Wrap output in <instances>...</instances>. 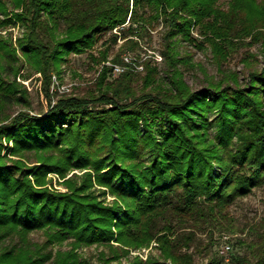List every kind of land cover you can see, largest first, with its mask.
Returning a JSON list of instances; mask_svg holds the SVG:
<instances>
[{
  "label": "trees",
  "instance_id": "obj_1",
  "mask_svg": "<svg viewBox=\"0 0 264 264\" xmlns=\"http://www.w3.org/2000/svg\"><path fill=\"white\" fill-rule=\"evenodd\" d=\"M225 3L227 9L221 0H0V28L25 27L22 55L47 85L69 54L91 51L106 37L94 61H106L123 41L114 67L127 59L124 52L137 55V63L142 44L155 52L150 43L160 24L166 65L159 76L145 51L143 77L124 70L109 80L112 68L104 66L101 95L63 97L46 113L22 112L0 125V264H89L78 251L93 244L112 250L102 260L110 264L152 242L175 264L187 258L178 251L200 247L215 249L210 264H264V217L240 225L232 211L264 187V0ZM182 43L206 44L218 66L238 48L260 43L262 65L244 83L223 73L193 89L180 68L188 64ZM5 44L0 37V52ZM12 56L0 54L1 69ZM11 86L0 73L1 103L13 100ZM4 149L42 159L28 167L2 156ZM69 169H90L94 177L86 174L67 193L41 188L47 174ZM93 179L116 201L105 203ZM40 230L46 243L31 246L28 235ZM216 232L232 236H223L227 255ZM13 235L18 245H4ZM65 242L67 251L48 250Z\"/></svg>",
  "mask_w": 264,
  "mask_h": 264
},
{
  "label": "rangeland",
  "instance_id": "obj_2",
  "mask_svg": "<svg viewBox=\"0 0 264 264\" xmlns=\"http://www.w3.org/2000/svg\"><path fill=\"white\" fill-rule=\"evenodd\" d=\"M226 0H221L223 9H227ZM163 25L160 24L152 32V41L150 46L155 49V52L143 45V51L140 53V59L135 62L137 55L132 52H124L123 56L127 55V59L120 67L122 71L115 73L114 64L111 62L112 57L118 52L119 47L123 41H119L110 50V56L104 62L98 64L91 55L98 57L97 51L100 49L101 43L107 39V37L99 42L93 50L75 54L71 53L67 56L65 63L61 64L59 71L53 73L49 84L45 83L43 76L27 62L25 56L22 55L21 48L19 46L20 40L26 34L25 27L21 24H13L7 28H0V37L5 41V49L0 54L12 53V57L8 58V62L4 60L5 70L0 68V73L6 82L11 83V97L13 100L10 104H3L0 102V125L9 123L16 115L25 112L31 115H38L46 113L51 107L57 103L63 97H81L90 98L101 95L102 91L106 88L99 78L104 66L112 68L109 76V80L114 79L116 76L122 74L125 71H134L140 74L142 77L145 75V70L141 65V62L146 58L151 59L158 66L161 77L165 76L166 65L159 54L160 45L163 35ZM250 39H247L244 43H249ZM181 56L188 64L180 65L181 70L184 73V78L187 83L193 89H199L207 85L209 79L220 80L223 73H235L241 83L245 82L247 72L250 69L261 67L262 54L260 43H254L250 46L246 45L238 48V50L231 54V56L221 66H218L213 58V54L209 46L205 44L204 47L198 48L197 46L189 43H182L179 47ZM146 51V53H145ZM3 52V53H2ZM129 65V66H127ZM162 80V79H161ZM138 89L142 86V81L139 80L136 84ZM51 102L49 106L48 103ZM108 107V106H106ZM4 145L6 144L3 140ZM8 146L12 147V142H9ZM8 156L11 161L22 160V162L32 167L36 165L41 159L40 154L30 153L23 157L12 156L7 150H3L2 156ZM86 174H91L94 177V173L90 169H69L63 174L50 172L44 178L41 188H46L55 193H67L70 191L69 186H79L82 183ZM29 179L34 183L32 175ZM94 188L97 192L105 191L104 196L101 199L105 203L110 204L116 201L110 191L106 187L98 186L93 179ZM237 218V222L243 225L247 222L256 223L264 217V187L254 190L250 195L244 197L232 209ZM224 235L232 237L228 233L216 232L214 234V241L218 242V247L224 244ZM201 239H206L205 234L198 233ZM19 236L13 235L4 241V245L12 246L18 245ZM28 240L31 246H43L47 241V232L44 230L35 231L28 235ZM207 241V240H205ZM112 244L117 245L112 242ZM20 245V244H19ZM71 247L69 242L63 244H53L48 247L53 253L57 250L67 251ZM212 249V250H211ZM200 247L198 250L193 248L189 250H181L177 253H187V258L182 257L183 261L177 264H210V259L215 251ZM80 258L87 260L89 264H102L105 258L112 255V250L107 246L93 244L91 246H83L79 249ZM185 259V260H184ZM225 262H228L226 260ZM110 264H175L170 259L164 258L161 251L156 246V243L152 242L148 247L139 249H129L126 255L122 256L118 262L112 261Z\"/></svg>",
  "mask_w": 264,
  "mask_h": 264
},
{
  "label": "built area",
  "instance_id": "obj_3",
  "mask_svg": "<svg viewBox=\"0 0 264 264\" xmlns=\"http://www.w3.org/2000/svg\"><path fill=\"white\" fill-rule=\"evenodd\" d=\"M115 73H120L122 71V69L118 66H115ZM231 246L228 242V237H224V244L220 249V254L222 255H227V253L230 251Z\"/></svg>",
  "mask_w": 264,
  "mask_h": 264
}]
</instances>
